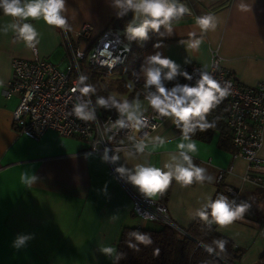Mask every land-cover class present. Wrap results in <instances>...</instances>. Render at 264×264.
I'll use <instances>...</instances> for the list:
<instances>
[{
    "label": "crops",
    "instance_id": "1",
    "mask_svg": "<svg viewBox=\"0 0 264 264\" xmlns=\"http://www.w3.org/2000/svg\"><path fill=\"white\" fill-rule=\"evenodd\" d=\"M183 2L192 14L174 25L170 37L160 38L149 33L150 38L145 41L140 55L141 66L148 55L159 51L182 69L198 66L206 70L211 50L217 48L222 66L242 84L251 86L264 77V0H243L249 5L246 12L237 7L241 0ZM65 8L71 34L85 23L92 25L93 36L107 26L116 27L111 25L117 17L112 0H66ZM207 13L218 17L216 30L204 35L198 51L188 49L180 41H186L191 31L199 35L195 17ZM13 19L0 14V27L12 23ZM26 22L40 33L39 56L50 62L60 60L59 66H63L60 29L47 25L43 19L29 18ZM161 39L164 46L154 48ZM15 57L30 59L32 53L23 42H14L11 30L6 34L0 31V264H113L112 258L98 251V246L116 248L123 227H145L147 223L141 221H149L134 215L129 192L155 199L159 194L144 197L134 186L119 179L109 163L102 161L101 155L85 153L87 142L83 139L59 136L53 131L31 139L17 132L11 122L17 95L7 98L3 94L12 76L11 62ZM186 58L190 63H184ZM137 75L144 77L141 67ZM145 108L148 111L150 107ZM151 135L166 137L169 142L155 149L149 144L145 154L131 159H127L124 152L118 153L120 160L114 164L115 168L121 164L132 168L143 162L162 167L168 153L177 152L181 133L170 118H165ZM192 139L198 147L193 161L214 178L219 169L230 167L222 182L235 188L238 194L226 196L236 199L237 203L244 200L251 205L243 219L222 228L216 225L215 232L244 251L238 264H264V196L257 187L243 182L246 161L235 155L233 146L230 150L218 146V131H213L205 140ZM258 156L264 159V143ZM22 172L38 179L29 187L20 180ZM105 185L106 193L102 191ZM216 189L215 179L213 183H194L187 187L173 180L164 203L173 221L186 229L198 219L192 218L194 210L209 197L213 199ZM113 215L118 219L112 220ZM20 234L33 238L17 250L13 241Z\"/></svg>",
    "mask_w": 264,
    "mask_h": 264
},
{
    "label": "clouds",
    "instance_id": "2",
    "mask_svg": "<svg viewBox=\"0 0 264 264\" xmlns=\"http://www.w3.org/2000/svg\"><path fill=\"white\" fill-rule=\"evenodd\" d=\"M66 0H0V11L5 16H11L13 22L3 27L0 31L5 34L11 30L14 33V42L20 41L31 50H37L40 43V33L36 27L27 21L29 18L43 21L55 28L70 30L68 19L65 16ZM112 7L116 9L118 18L129 13L131 20L126 24L124 36L132 42H145L149 33H155L160 38L173 35L174 25L186 15H191V9L183 0H112ZM242 12L249 11V5L241 0L237 5ZM218 25V17L207 13L195 17V26L199 29L188 33L186 44L188 49L198 51L204 42V35L209 31H215ZM163 39L153 45L159 49L163 47ZM184 63H190L185 59ZM144 76V101L154 113L162 118H170L181 132V140L177 144V152L168 153V159L162 167L150 163H136L132 168L126 164L116 167L115 171L119 179L134 186L144 197H154L165 192L172 181L175 180L181 186H190L193 183L203 185L205 182L213 183L214 177L208 174L207 169L199 167L193 162V155L197 153V142L192 139L197 130L205 132L215 127V122L207 120L208 114L225 99L231 90V84L225 81L223 85L214 79L208 71L194 70L193 74L182 70L181 65L173 59L163 56L159 51L148 55L141 66ZM179 77H183L187 83H180ZM87 75H79L74 81L73 93H79L70 115L85 122L97 121V109H115L118 118L106 126V131L115 132L109 137L111 140L120 130H129L127 136L132 143V150L125 148H105L101 157L103 162L115 164L120 160L119 152L123 151L127 159L145 154L149 144L159 148L169 141L160 135L152 136L150 132L143 131L150 127V120L145 115L147 109L143 107L140 94L133 100L119 99L116 94L107 97L96 96L93 104L92 97L96 94V87L87 81ZM168 82H175L168 87ZM155 130V126H151ZM113 154L110 156L109 153ZM38 178L22 172L20 180L23 184L31 186ZM103 192L106 193L107 185ZM251 205L244 200L237 203L236 199H229L224 194H218L213 200L209 197L201 207L194 210L192 218H199L211 229L215 224L222 228L232 224L236 220L243 219ZM112 220L118 219L116 215ZM126 241L131 249L139 251V245L150 246L153 240L150 234L132 231L128 233ZM32 235L20 234L13 241V247L19 250L27 245ZM135 241V242H133ZM228 241L224 238L214 239L211 244H203L202 247L210 255L220 256L226 251ZM98 251L106 257L112 258L113 264H119L125 258L124 253L116 251L113 246L101 244ZM158 254V249L155 250ZM207 264V262H205Z\"/></svg>",
    "mask_w": 264,
    "mask_h": 264
},
{
    "label": "built area",
    "instance_id": "3",
    "mask_svg": "<svg viewBox=\"0 0 264 264\" xmlns=\"http://www.w3.org/2000/svg\"><path fill=\"white\" fill-rule=\"evenodd\" d=\"M26 22V21H25ZM124 28L107 26L93 36L92 25L85 23L73 34L60 29L66 59L59 66L39 56L38 50H31L32 58L12 59V76L6 84L5 97L17 95L18 102L12 111L11 122L20 134L38 139L45 132L53 131L59 136L77 137L87 142L86 154L103 155L104 149L125 148L132 150V143L127 136L129 130H120L111 140L113 132L106 131V126L118 118V113L111 111L104 116L97 115V121L85 122L70 115L79 93H73L74 81L88 70H112L136 62L134 43L126 40ZM198 66H191L194 70ZM214 79L224 84L230 82V94L226 97L228 106L223 115L230 133L235 155L242 157L247 168L242 175L243 182L264 189V159L258 156V151L264 143V77L256 84L248 86L237 80L221 63L217 48L211 50L210 65L206 69ZM90 83V81H87ZM91 84V83H90ZM150 120V127L143 131L150 134L159 127L165 118L158 116L151 108L145 113ZM147 150V148H146ZM145 150V151H146ZM123 152V151H121ZM119 152V153H121ZM113 153L110 152L111 156ZM115 171V165L109 163ZM231 168L219 169L215 182L222 181L224 173ZM225 192L235 197L238 191L225 186ZM132 197V212L144 220L154 221L173 228L179 235L188 236L186 230L178 226L170 217L167 206L155 198H143L129 192Z\"/></svg>",
    "mask_w": 264,
    "mask_h": 264
},
{
    "label": "trees",
    "instance_id": "4",
    "mask_svg": "<svg viewBox=\"0 0 264 264\" xmlns=\"http://www.w3.org/2000/svg\"><path fill=\"white\" fill-rule=\"evenodd\" d=\"M3 12L0 11V14ZM134 53L136 54V62L126 64L117 68L119 73L113 74L112 70L96 69L88 70L85 68L84 75L89 77V81L96 87V94L92 97L93 104L96 96L107 97L110 94H116L119 99L133 100L137 94H140V99L144 100V77H139L137 74L140 71V55L145 47V42H133ZM182 70L192 74L190 66ZM116 75V77H111ZM180 83H187L183 77H179ZM175 82H168V87H171ZM227 99L217 105L207 116L209 122H215V127L200 132L197 130L192 138L205 140L213 131L219 132L218 146L225 150H230L233 146L231 133L223 119V115L227 110ZM115 111V109L105 110L98 108L99 116ZM176 127V125H175ZM177 128V127H176ZM178 129V128H177ZM180 130V129H178ZM181 133V132H180ZM233 151V150H232ZM198 166V162L193 161ZM194 184V183H193ZM192 184V185H193ZM217 189L213 200L218 194H224L225 184L222 181L216 183ZM159 194V200L163 201L169 195L170 188ZM258 188V187H257ZM264 196V189H257ZM216 225L213 224L211 229L204 224L199 218L196 219L191 226L186 228L188 236L179 235L173 228L160 224L157 228L145 227H123L116 243V251L125 254V258L119 261V264H238L243 256L244 251L235 246V244L226 237L215 232ZM139 231L151 235L153 244L150 246L139 245V251L131 249L127 245L129 239L128 233ZM224 238L228 241L226 251L220 256L215 254L210 255L202 247L203 244H211L214 239ZM135 242V241H133ZM159 250L156 254L155 250Z\"/></svg>",
    "mask_w": 264,
    "mask_h": 264
},
{
    "label": "rangeland",
    "instance_id": "5",
    "mask_svg": "<svg viewBox=\"0 0 264 264\" xmlns=\"http://www.w3.org/2000/svg\"><path fill=\"white\" fill-rule=\"evenodd\" d=\"M131 18H132V14L131 13H129L128 15H126V16H124L122 18L116 17L113 20L111 25H116L117 28L122 29L131 20ZM61 52L63 54V60L66 59L67 54H66V50H65L64 46H63V49L61 48ZM51 61H52V63L57 64V65H59V63H60V60H57V59H55V60L51 59ZM112 71H113V74L119 73V70L117 68L112 69ZM111 77H116V75H112ZM141 102H142L143 107L147 106V102L146 101L141 100ZM141 222L145 223V224L147 223V225L144 224L145 228H147V227H150V228L158 227L156 222L155 223L151 222V221H145V222L141 221Z\"/></svg>",
    "mask_w": 264,
    "mask_h": 264
}]
</instances>
